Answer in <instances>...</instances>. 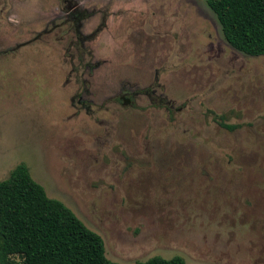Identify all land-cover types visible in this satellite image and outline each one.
Wrapping results in <instances>:
<instances>
[{"label": "rangeland", "instance_id": "374dc122", "mask_svg": "<svg viewBox=\"0 0 264 264\" xmlns=\"http://www.w3.org/2000/svg\"><path fill=\"white\" fill-rule=\"evenodd\" d=\"M20 164L113 262L264 264V57L208 0H0V181Z\"/></svg>", "mask_w": 264, "mask_h": 264}, {"label": "trees", "instance_id": "16d2710c", "mask_svg": "<svg viewBox=\"0 0 264 264\" xmlns=\"http://www.w3.org/2000/svg\"><path fill=\"white\" fill-rule=\"evenodd\" d=\"M208 5L235 50L264 57V0H208ZM218 123L231 132L240 127L227 124L224 116ZM0 258L3 264H119L107 257L103 238L63 202L50 198L26 164L0 181ZM135 264L187 263L177 256Z\"/></svg>", "mask_w": 264, "mask_h": 264}, {"label": "flooded vegetation", "instance_id": "af4514ba", "mask_svg": "<svg viewBox=\"0 0 264 264\" xmlns=\"http://www.w3.org/2000/svg\"><path fill=\"white\" fill-rule=\"evenodd\" d=\"M0 264H3V262H2V260H1V258H0Z\"/></svg>", "mask_w": 264, "mask_h": 264}]
</instances>
